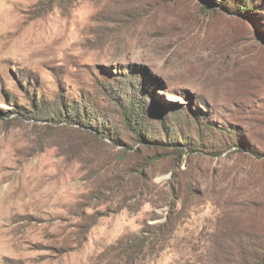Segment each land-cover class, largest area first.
Here are the masks:
<instances>
[{
  "label": "rangeland",
  "instance_id": "1",
  "mask_svg": "<svg viewBox=\"0 0 264 264\" xmlns=\"http://www.w3.org/2000/svg\"><path fill=\"white\" fill-rule=\"evenodd\" d=\"M255 259L264 0H0V264Z\"/></svg>",
  "mask_w": 264,
  "mask_h": 264
},
{
  "label": "trees",
  "instance_id": "2",
  "mask_svg": "<svg viewBox=\"0 0 264 264\" xmlns=\"http://www.w3.org/2000/svg\"><path fill=\"white\" fill-rule=\"evenodd\" d=\"M244 1H246V0H244ZM204 8H207V7L204 6ZM239 8H240L239 9L240 11H246V10L248 11L249 5L244 3V4H241L239 6ZM60 101H61L60 104L58 103L60 107L57 108V110L55 112H50L47 107H44V110H43V108L41 110H36V108H35V110H34L35 115L36 116H42V117H45L47 119H54L55 122L67 121L66 124L72 123V121L68 120V111L66 110V109H69V104L65 105V101H63V100H60ZM132 107H136V106H134L132 103ZM70 108L72 109L75 107L73 106ZM29 113L32 114L33 112H29ZM49 115H52V116H49ZM132 115L134 116L133 113H132ZM127 118H129L128 122H130V120H131L130 114H128ZM100 130L101 129H99L98 133L99 134L103 133V131L101 132ZM137 140H139L141 142H145V139L142 136L138 137ZM172 229H173V223L169 219L165 220L164 222L158 223L153 229H149V230L142 229L138 234H136L135 236H133L131 238V241H130L131 243L129 244V247L131 248V247L135 246L137 251H139L138 255L139 254L141 255L143 253V251L146 249V247H148L150 245L156 246L157 243H159V241L162 239L163 233H168ZM252 240H254V237L248 236L245 239V243H246L245 247H247V248L256 247V245L252 242ZM247 248H245V249H247ZM241 249L243 250L244 248L242 247ZM244 251H246V250H244ZM254 262L255 263H253V264H264V260L255 259Z\"/></svg>",
  "mask_w": 264,
  "mask_h": 264
}]
</instances>
